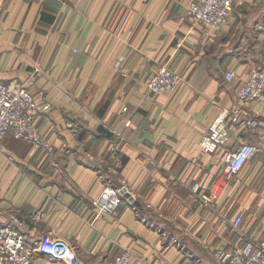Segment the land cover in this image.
Wrapping results in <instances>:
<instances>
[{
    "label": "crops",
    "instance_id": "crops-1",
    "mask_svg": "<svg viewBox=\"0 0 264 264\" xmlns=\"http://www.w3.org/2000/svg\"><path fill=\"white\" fill-rule=\"evenodd\" d=\"M190 1L0 0V81L26 82L38 104L51 102L38 125L52 148L1 140L0 224L19 220L30 243L62 236L87 264H111L124 249L131 264H224L215 249L264 235V94L246 108L249 124L227 117L224 142L200 145L262 62L264 0H237L219 31L186 15ZM162 65L183 80L154 93L147 80ZM125 105L115 165L110 129ZM242 142L257 151L225 178L223 156ZM106 184L126 185L135 200L98 216L90 202ZM203 192L215 201L205 204Z\"/></svg>",
    "mask_w": 264,
    "mask_h": 264
},
{
    "label": "built area",
    "instance_id": "built-area-1",
    "mask_svg": "<svg viewBox=\"0 0 264 264\" xmlns=\"http://www.w3.org/2000/svg\"><path fill=\"white\" fill-rule=\"evenodd\" d=\"M237 0H196L185 5L186 15L193 20L219 31L227 23L228 17ZM234 78V72L227 70L225 79ZM182 75L167 65H162L153 72L147 86L154 93L175 90L182 82ZM264 94V55L259 66L251 70L236 92L231 109L225 115L217 116L208 126L202 136L200 145L203 151L208 152L224 142L227 133L226 119L232 123L246 120V108L261 98ZM51 107V102L44 98L37 103L33 92L23 82L0 81V142L7 136L22 138L31 143L32 148L52 152L51 144L41 132L38 119L42 111ZM127 106L122 107L121 126L110 129L114 136L109 143V156L115 165L120 163V142L123 138V128L130 125V118L123 116ZM254 144L242 142L235 148L225 152L223 156V172L225 178H230L239 172L245 163L256 153ZM197 185L193 186L196 189ZM127 196H124L125 193ZM205 204L215 201L216 195L203 192L201 195ZM122 200L132 203L135 196L124 184L113 186L106 184L100 193L91 199V206L99 215H112ZM42 210L32 213L31 218L40 219ZM243 221L242 215L237 214L232 219V229H239ZM19 220L7 224H0V264H37L35 256L39 253L61 260L65 264H87L78 253L76 247L66 238L50 233H42L39 238L30 243L16 226ZM216 258L224 264H264V235L258 239L245 240L234 246L214 251ZM133 254L129 250H122L113 259L111 264H131Z\"/></svg>",
    "mask_w": 264,
    "mask_h": 264
},
{
    "label": "water",
    "instance_id": "water-1",
    "mask_svg": "<svg viewBox=\"0 0 264 264\" xmlns=\"http://www.w3.org/2000/svg\"><path fill=\"white\" fill-rule=\"evenodd\" d=\"M128 195V193L126 192L125 194H124V196H127Z\"/></svg>",
    "mask_w": 264,
    "mask_h": 264
},
{
    "label": "rangeland",
    "instance_id": "rangeland-1",
    "mask_svg": "<svg viewBox=\"0 0 264 264\" xmlns=\"http://www.w3.org/2000/svg\"><path fill=\"white\" fill-rule=\"evenodd\" d=\"M186 4H187V3H186ZM186 4H185V5H186ZM158 69H159V68H158ZM158 69H157V70H158ZM23 83H25V84H26V82H23ZM26 85H27V84H26Z\"/></svg>",
    "mask_w": 264,
    "mask_h": 264
},
{
    "label": "trees",
    "instance_id": "trees-1",
    "mask_svg": "<svg viewBox=\"0 0 264 264\" xmlns=\"http://www.w3.org/2000/svg\"><path fill=\"white\" fill-rule=\"evenodd\" d=\"M123 201V200H122ZM122 201L120 203H122Z\"/></svg>",
    "mask_w": 264,
    "mask_h": 264
}]
</instances>
